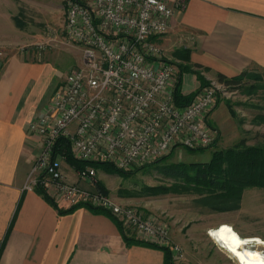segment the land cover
I'll use <instances>...</instances> for the list:
<instances>
[{
  "label": "built area",
  "instance_id": "obj_1",
  "mask_svg": "<svg viewBox=\"0 0 264 264\" xmlns=\"http://www.w3.org/2000/svg\"><path fill=\"white\" fill-rule=\"evenodd\" d=\"M187 0H66L63 33L81 49L78 66L52 91L44 111L28 125L40 148L24 189H54L53 198L68 206L83 204L108 211L121 225L135 228L174 259L181 247L167 230L135 207L116 203L94 184L95 169L75 170L93 189L66 180L62 144L80 161L106 162L123 171L163 158L178 147L215 146L219 133L208 114L235 85L209 79L191 100L177 104L176 66L156 39L168 32L176 11ZM2 51H0V55Z\"/></svg>",
  "mask_w": 264,
  "mask_h": 264
},
{
  "label": "crops",
  "instance_id": "obj_2",
  "mask_svg": "<svg viewBox=\"0 0 264 264\" xmlns=\"http://www.w3.org/2000/svg\"><path fill=\"white\" fill-rule=\"evenodd\" d=\"M16 2L0 0V45L7 46L8 33L16 28ZM156 41L164 55L191 66L181 72L182 95L193 94L217 73L228 78L256 73L264 84V0H187ZM60 79L53 59H38L28 51L0 60V264H163L160 248L127 244L111 214L86 206L60 213L35 188H23L40 148L28 125L44 111ZM220 103L208 120L224 139ZM224 109L223 119L232 127ZM63 174L69 182L94 188L79 180L72 167ZM46 192L53 198L52 187ZM54 201L62 209L69 207ZM181 264L203 263L187 254Z\"/></svg>",
  "mask_w": 264,
  "mask_h": 264
},
{
  "label": "rangeland",
  "instance_id": "obj_3",
  "mask_svg": "<svg viewBox=\"0 0 264 264\" xmlns=\"http://www.w3.org/2000/svg\"><path fill=\"white\" fill-rule=\"evenodd\" d=\"M16 4V28L8 33L7 46L0 45V60L11 52L28 51L38 59H53L57 77L62 79L81 60L80 47L69 41L62 30L66 0H17ZM165 57L176 66L177 77L179 70L188 66L182 58L178 62L173 56ZM235 86L232 95L219 98L215 104L216 107L221 102L217 114L224 121L225 128L224 139L219 134L215 146L178 147L165 158L139 165L131 171H124L127 172L125 174L105 164L92 165L95 179L116 203L135 207L144 217L164 225L170 243L178 244L183 253L180 259L171 256L173 264H181L187 254L203 264H239L208 235L209 229L222 223L232 226L241 237L256 236L264 242V187L245 188L237 207L212 210L201 204L200 196L193 189L194 184L171 174L167 168L172 163L208 162L215 150L231 148L242 138L248 146L264 142V84L261 76L245 73ZM224 107L235 123L232 127H228L223 119ZM60 162L62 172H70L72 165L68 160L64 157ZM121 227L127 235L158 246L151 239L145 240L147 236L135 228L126 224ZM249 246L264 254V243H251Z\"/></svg>",
  "mask_w": 264,
  "mask_h": 264
},
{
  "label": "trees",
  "instance_id": "obj_4",
  "mask_svg": "<svg viewBox=\"0 0 264 264\" xmlns=\"http://www.w3.org/2000/svg\"><path fill=\"white\" fill-rule=\"evenodd\" d=\"M192 66L199 68L200 65L193 64ZM192 70L188 65L184 69L179 70L178 80L174 89V100L177 104H185L191 100L194 93L191 95H182L180 92V77L181 72ZM198 77L199 72L194 71ZM245 73H241L237 77H226L222 73H217L216 78L226 83L237 84ZM203 83L201 85H204ZM62 144V154L72 165L74 170H80L88 165L96 163L84 162L75 159L65 143ZM166 157V156H165ZM163 157V158H165ZM153 161V163L163 159ZM97 164H105L110 168L121 173H127L115 168L113 165L106 162H98ZM171 170V174L184 178L186 182L194 184V191L200 196L199 201L204 206L212 210H226L237 207L241 199L242 192L248 187H264V142L259 145L248 146L245 144V139H240L233 147L215 150L208 162L203 163H172L167 167ZM95 187L107 194L106 189L99 181L94 180ZM35 189L43 195L60 213L70 212L78 206H86L93 212L104 213L110 215L108 211L100 208H94L89 205H73L66 209L58 207L57 203L51 198L44 187L38 185ZM122 236L127 244H142L151 247H157L163 250V264H173L171 254L167 247H159L153 243L140 240L135 237H129L124 233L123 228L119 224Z\"/></svg>",
  "mask_w": 264,
  "mask_h": 264
},
{
  "label": "bare ground",
  "instance_id": "obj_5",
  "mask_svg": "<svg viewBox=\"0 0 264 264\" xmlns=\"http://www.w3.org/2000/svg\"><path fill=\"white\" fill-rule=\"evenodd\" d=\"M208 235L230 253L239 264H264V254L249 246L251 243H264L260 238L241 237L232 226L226 223L209 229Z\"/></svg>",
  "mask_w": 264,
  "mask_h": 264
}]
</instances>
